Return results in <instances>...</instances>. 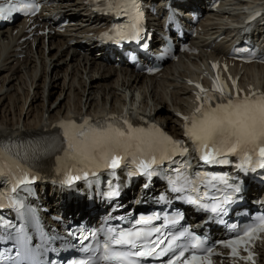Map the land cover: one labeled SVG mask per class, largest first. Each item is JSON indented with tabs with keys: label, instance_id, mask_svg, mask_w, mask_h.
Returning <instances> with one entry per match:
<instances>
[{
	"label": "snow or ice",
	"instance_id": "obj_1",
	"mask_svg": "<svg viewBox=\"0 0 264 264\" xmlns=\"http://www.w3.org/2000/svg\"><path fill=\"white\" fill-rule=\"evenodd\" d=\"M110 8H115L119 12L127 15L129 8L138 9L137 0H113L109 4ZM22 9L35 14L40 10V4L36 0L22 4ZM20 10L15 8L0 7V14ZM140 13L132 17L138 21ZM140 30L136 23L130 29H117L116 36L119 39L137 38ZM107 35V34H106ZM112 38V37H109ZM201 89L205 93L202 97L197 96L202 103L197 107L190 117L184 119L188 121L185 125V135L189 137L201 150V159L206 164L227 163L226 157L229 154L242 155L246 162H251L256 157L259 167L264 168V95L253 93L251 96L233 99L227 93L224 86L214 87V91L219 92L226 102L217 103L214 106L210 103L213 96L207 94V90ZM87 124V122H85ZM127 124V121H125ZM64 135L68 141L67 155L72 160L85 165L99 164L106 162L108 167L113 169L120 166L122 159L135 153H158L152 155L148 163H140L139 167L149 177L154 172L149 171L153 165L161 164L164 160L170 159L171 155L179 152H187L182 141L173 140L170 136L156 131H146L143 128L133 127L128 124L127 128L108 125L103 128H90L78 126L74 122L62 124ZM178 176L172 180L175 185L177 181H182L181 187L174 188L175 191L188 190L196 193L195 198L188 197L192 204H196L206 211H210L217 216L227 213L228 205L233 202V196L241 192V186L229 184L228 180L219 176H205L199 172L184 174L177 170ZM70 177L68 183H71ZM216 181L231 189V194L223 197L209 195V189L221 192ZM20 184L26 183L24 177L19 180ZM203 184L205 191L200 192L199 185ZM111 196H117L118 192L113 191ZM211 200L212 203L206 201ZM23 207L22 204L19 205ZM160 219L159 216H141L128 228L108 227L101 229L103 239L97 241L95 252L99 255L90 260L81 261L80 264H138L139 260L174 253V258L169 259L166 264H212L208 254L213 253L211 247H205V240L193 236L191 232L180 231L179 233H169L163 239L160 234L162 227L175 226L178 223L176 218H169L168 224L156 226L154 221ZM237 225H232L234 230ZM264 232V217L258 222L240 226L236 237L224 243V247L231 249L233 256H237L241 246L247 250V245L257 238V234ZM93 237L96 233L91 234ZM13 239L19 243L17 257L20 261L34 260L35 250L28 246V239L21 229ZM88 239V237H85ZM167 240V246L161 252L156 249ZM179 250L178 252L176 250ZM189 253V255H185ZM198 253H202L198 255ZM251 260V255L244 257Z\"/></svg>",
	"mask_w": 264,
	"mask_h": 264
},
{
	"label": "bare ground",
	"instance_id": "obj_2",
	"mask_svg": "<svg viewBox=\"0 0 264 264\" xmlns=\"http://www.w3.org/2000/svg\"><path fill=\"white\" fill-rule=\"evenodd\" d=\"M56 9L72 22L66 32L50 37L49 54L45 52L41 38L36 47L28 44L23 59L11 50V40L6 30L0 31V139L15 135L42 136L60 118L85 114L103 117L123 108L135 115L148 116L167 125L179 134L178 121L173 117L176 109L186 112L190 107L189 87L178 82L181 77L193 78L200 70L196 59L167 65L159 81L133 76L123 69L122 77L115 75L110 66H105L107 53L97 50L96 45L65 47L66 37H80L93 22L81 5L82 0H53ZM202 3V0H199ZM255 0L238 2L225 0L220 4V13L207 15L203 23L210 34L218 33L219 20L233 21L237 12L250 8ZM73 7V10H70ZM186 15V14H185ZM206 17V18H207ZM206 39L200 41L204 44ZM224 45L218 44L221 52ZM209 55L198 58L205 63ZM40 65V66H39ZM241 83L254 85L264 91V69L249 66L241 72ZM135 96L132 98V96ZM250 188L247 189L248 192ZM46 205L59 213L81 212L84 205L76 200H60L52 190L45 191Z\"/></svg>",
	"mask_w": 264,
	"mask_h": 264
},
{
	"label": "rangeland",
	"instance_id": "obj_3",
	"mask_svg": "<svg viewBox=\"0 0 264 264\" xmlns=\"http://www.w3.org/2000/svg\"><path fill=\"white\" fill-rule=\"evenodd\" d=\"M75 213V212H74Z\"/></svg>",
	"mask_w": 264,
	"mask_h": 264
}]
</instances>
